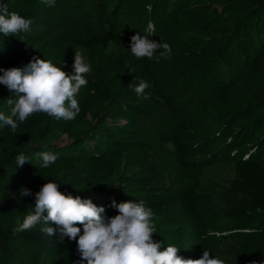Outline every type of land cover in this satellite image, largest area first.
I'll return each instance as SVG.
<instances>
[{
    "label": "rangeland",
    "instance_id": "1",
    "mask_svg": "<svg viewBox=\"0 0 264 264\" xmlns=\"http://www.w3.org/2000/svg\"><path fill=\"white\" fill-rule=\"evenodd\" d=\"M70 1L78 6V12L63 28L53 30L49 24L52 18L47 15L42 18L43 25L32 24L28 32L8 37L0 33V53L25 51L33 55L29 44H36L42 58L44 52L62 40L70 46L73 55L77 50L82 53L92 72L110 65L118 66L115 70L130 66L134 70L133 78L150 83L145 89L150 101L136 96L125 104L126 108L111 107L104 95L108 84H94L95 103L79 132L105 120L125 122V113L130 114L137 135V150L150 163L153 185L160 192H171L170 202L153 210L156 228L153 240L160 234L166 235L165 247L180 248L178 255L185 259H198L203 251H208L224 264H240L223 249L237 250L241 245L236 240L249 239L250 245L245 251L248 258L242 263L264 264L258 246V236L264 232V216L258 215L254 223L244 228L224 229L220 227V213L214 199H210L211 207L208 199L200 194L210 191L207 189L210 181L224 176V166L233 157L264 156L263 104L255 105L256 101L246 95L227 102L221 99L220 90L214 85V91L200 98L202 103L185 110L188 107L182 108V100L187 96L181 89L188 80H196L206 73L205 69L215 64L218 56L223 58L225 54L235 53L246 65L257 58L261 44L249 41L251 34L246 23L251 9L238 0ZM137 33L168 43L172 50L170 57L159 58L161 49L151 60L136 59L129 48L131 36ZM73 63L74 58L63 63L66 73H73ZM154 98L160 102L149 105L147 102H157ZM76 99L78 104L82 100L80 90ZM171 121L176 122V130L168 125ZM156 123H164L168 128L162 130ZM56 139L60 145L73 141L66 134L57 135ZM167 144H171V149ZM262 162L264 165V159ZM196 167H200L204 176V181L199 183L202 189L192 185L198 182L197 170L191 171ZM130 171L136 169L127 163L121 173ZM69 246L76 254L77 264L80 256L76 242L70 241ZM32 255H38L41 264L55 262L45 241L0 239V264L8 261L21 264Z\"/></svg>",
    "mask_w": 264,
    "mask_h": 264
},
{
    "label": "trees",
    "instance_id": "2",
    "mask_svg": "<svg viewBox=\"0 0 264 264\" xmlns=\"http://www.w3.org/2000/svg\"><path fill=\"white\" fill-rule=\"evenodd\" d=\"M238 1L251 9L246 23L251 34L249 41L261 44L258 46V56L247 65L237 58L235 53L225 54L223 58L218 56L215 64L208 70L205 69L206 73L201 74L200 78L188 80L182 85L181 89L187 96L182 100V108L188 107L185 110L202 103L200 98L209 95L210 90L214 91L216 89L214 85L220 90L221 99L232 102L239 95H246L256 101L255 105L263 104L261 109L264 110V0ZM72 2L55 0V6L50 7L41 0H0V4L5 5L10 13L16 12L30 18L32 24L43 25L42 18L49 15L52 18L49 24L53 30L63 28L78 12V6ZM29 46V52L33 55L25 51L14 54L0 53V68L23 67L34 57L41 58L36 44ZM42 58L64 70L63 63L70 61L74 55L69 45L58 40L44 52ZM233 60L234 64L231 65ZM116 67L118 66L110 65L87 75L88 84L80 89L82 100L75 119L56 120L46 114L37 113L20 124L16 132L7 126L0 128V239L9 237L13 240L45 241L55 257L54 264H76V254L69 246L70 241L67 238L62 241L58 234L48 236L41 232V227L48 225L38 224L25 232H13V227L22 223L23 218L34 211V194L49 180L55 181L65 195L90 198L97 206H104L107 216L117 214V209L111 206L113 200L117 203L129 200L143 201L145 206L152 210L170 202L171 192L157 190L153 185L154 177L150 163L148 160L145 161L142 151L137 150V135L132 128L134 122L130 120V114L125 113L127 115L125 122L105 120L104 123L96 122L91 128L79 132V128L86 121L87 113L92 110L95 103L92 90L94 84L101 82L108 84L104 88V95L111 107L123 108L137 96L129 85H137L140 80L131 76V67L115 70ZM9 99L15 100L16 97L0 84V113L6 116L11 113L12 106L7 103ZM154 100L157 102L147 103L155 105L160 102L159 99ZM146 101H150V98ZM168 125L172 130H176V122L171 121ZM159 126L162 130L164 127L168 128L164 123ZM60 134L68 135L73 141L65 145L58 144L56 136ZM167 148L171 149V144H167ZM42 152L57 155L56 162L48 168H40L42 159L39 153ZM20 154L28 160L22 167L16 165V158ZM263 159L264 156L233 157L224 166L223 172L226 171L224 176L208 183L210 187L207 186V189L210 191L200 192L206 200L208 199L211 207L210 199H214L216 210L220 213V227L244 228L254 223L258 215L264 216ZM127 163L136 171L121 173ZM191 171L196 172L195 178L198 181L192 185L195 184V187L202 189V184H199L204 181L202 170L196 167ZM22 188L30 189L33 195L19 197ZM77 226L81 228L82 233L83 226L80 224ZM230 237L229 235L228 240ZM154 241L162 242L161 251L166 248V235L160 234ZM236 242L241 245L240 248H236L237 250L224 248L223 251L243 264L242 261L246 262L248 258L245 251L248 250L250 240L242 239ZM258 242L264 262V232L259 234ZM3 264L12 263L8 261ZM21 264H41V260L38 255H32Z\"/></svg>",
    "mask_w": 264,
    "mask_h": 264
},
{
    "label": "clouds",
    "instance_id": "3",
    "mask_svg": "<svg viewBox=\"0 0 264 264\" xmlns=\"http://www.w3.org/2000/svg\"><path fill=\"white\" fill-rule=\"evenodd\" d=\"M47 6L54 7L55 0H41ZM32 20L16 12H9L0 4V33L4 36H16L28 32ZM151 35V32L148 33ZM130 51L136 59H153L157 50L159 58L167 59L171 55L168 43L149 39L139 33L130 38ZM73 73L68 74L61 67L44 58L34 57L23 67L0 68V84L4 85L16 99H9L10 115L0 113V128L9 127L16 132L20 124L32 115L46 114L56 120H73L80 111L76 94L82 86H87V75L92 67L80 51H74ZM134 71V70H130ZM129 87L138 97L149 99L145 89L150 83L140 79L137 85ZM126 108L127 105H124ZM40 168H48L57 160L50 152L39 153ZM27 158L20 154L16 165L23 166ZM33 195L28 188H22L19 197ZM34 211L23 218V222L13 227L14 233H21L38 224L41 232L48 236L59 235L63 241H75L80 259L77 264H224L218 257L203 251L198 259H185L178 255L176 246L168 245L160 250L162 242L154 241L156 233L153 222L154 212L143 201H112L111 206L117 214L107 216L104 206H97L90 198L65 195L55 181L49 180L35 194ZM46 213V214H45ZM55 227H52V225ZM83 226L81 228L77 226ZM252 264H256L255 261Z\"/></svg>",
    "mask_w": 264,
    "mask_h": 264
}]
</instances>
